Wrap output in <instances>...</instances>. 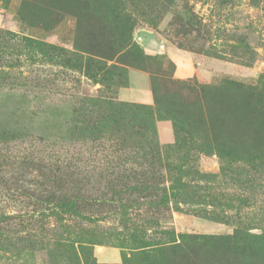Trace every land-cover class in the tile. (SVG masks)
<instances>
[{
    "label": "rangeland",
    "instance_id": "374dc122",
    "mask_svg": "<svg viewBox=\"0 0 264 264\" xmlns=\"http://www.w3.org/2000/svg\"><path fill=\"white\" fill-rule=\"evenodd\" d=\"M86 1L124 38L100 71ZM262 74L264 0H0V264H127L171 235L204 238L197 264H244L213 246L235 231L263 236L264 264V161L221 159L150 114L152 80L198 115L176 81Z\"/></svg>",
    "mask_w": 264,
    "mask_h": 264
},
{
    "label": "trees",
    "instance_id": "16d2710c",
    "mask_svg": "<svg viewBox=\"0 0 264 264\" xmlns=\"http://www.w3.org/2000/svg\"><path fill=\"white\" fill-rule=\"evenodd\" d=\"M94 7H96L94 3L90 4L87 1L79 5L81 13L94 17L101 24L98 32L93 35L94 45L85 50L96 57L93 60L86 57L85 61L95 65L96 71H100L106 66L101 59L111 60L112 53L115 52L110 44H117V42L124 44V38L123 34H119L117 26H110L111 12H97ZM25 41L29 40L25 39ZM134 49L136 51H130L128 55L139 60L143 66L144 61L139 53V47L134 46ZM56 51L63 53L60 49H56ZM117 51H120L118 60H121L123 55L124 57L128 56L127 52L122 49ZM77 62H80L79 59ZM83 67L86 71L89 70L87 64ZM84 73L93 76L92 72ZM174 84L176 88H173V91L180 90L179 92L185 91L194 95V99L190 101L186 99V103L192 108L198 106V115L189 112L190 109L185 111L182 104H177L171 97L161 96L153 84V80L151 90L154 106L150 109L151 115L153 114L158 120H170L177 133L184 132L194 135L202 150L212 152L221 159L247 161L251 164L264 161V74L259 75L254 82L222 78L210 85L185 81H176ZM210 106L212 109L208 111L207 107ZM131 107L146 110L144 106H139V108L131 105ZM261 237L263 236L235 231L233 235L222 237L218 244H216L217 242L213 243V246L214 249H218L223 259L251 264L262 248L263 243H257ZM203 239V237L189 235L183 240H178L174 235H171L161 244H155L159 249L149 252L142 250L144 252L135 254L137 258L127 264H197L202 248L199 240ZM261 252H264V247Z\"/></svg>",
    "mask_w": 264,
    "mask_h": 264
},
{
    "label": "crops",
    "instance_id": "0c3cea01",
    "mask_svg": "<svg viewBox=\"0 0 264 264\" xmlns=\"http://www.w3.org/2000/svg\"><path fill=\"white\" fill-rule=\"evenodd\" d=\"M105 256H107V253H106V255ZM111 256H113V255H111Z\"/></svg>",
    "mask_w": 264,
    "mask_h": 264
}]
</instances>
